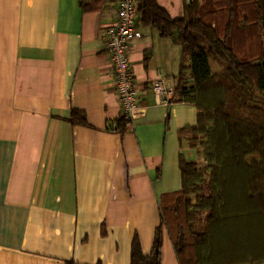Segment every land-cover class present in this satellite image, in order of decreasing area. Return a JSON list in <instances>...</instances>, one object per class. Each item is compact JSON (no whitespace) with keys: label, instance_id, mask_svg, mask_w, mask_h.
<instances>
[{"label":"crops","instance_id":"crops-1","mask_svg":"<svg viewBox=\"0 0 264 264\" xmlns=\"http://www.w3.org/2000/svg\"><path fill=\"white\" fill-rule=\"evenodd\" d=\"M84 1L0 0V264H130L133 236L148 254L160 197L181 187L180 156L198 162L184 129L195 105L151 89L173 84L180 45L138 22L139 114L115 130L105 40L117 0ZM157 2L184 14V0ZM72 109L86 125L68 120ZM161 264H179L166 233Z\"/></svg>","mask_w":264,"mask_h":264},{"label":"trees","instance_id":"trees-1","mask_svg":"<svg viewBox=\"0 0 264 264\" xmlns=\"http://www.w3.org/2000/svg\"><path fill=\"white\" fill-rule=\"evenodd\" d=\"M135 2L139 24L180 45L174 97L197 109L184 129L202 162L180 156L181 187L160 197L148 254L133 236L130 264H161L165 233L179 264L264 262V0H184L181 18L157 0ZM68 120L86 125L76 109ZM116 126L121 132L132 122L120 115Z\"/></svg>","mask_w":264,"mask_h":264},{"label":"built area","instance_id":"built-area-1","mask_svg":"<svg viewBox=\"0 0 264 264\" xmlns=\"http://www.w3.org/2000/svg\"><path fill=\"white\" fill-rule=\"evenodd\" d=\"M192 0H185L189 4ZM138 7L135 0H117L114 21L106 28L105 50L114 77V90L121 104V113L132 120L139 106V90L133 82L129 53L142 37L138 24ZM152 91L163 102L174 97V85L159 77L151 84ZM115 130L118 127L113 125Z\"/></svg>","mask_w":264,"mask_h":264},{"label":"rangeland","instance_id":"rangeland-1","mask_svg":"<svg viewBox=\"0 0 264 264\" xmlns=\"http://www.w3.org/2000/svg\"><path fill=\"white\" fill-rule=\"evenodd\" d=\"M207 9H209V6L203 5V6L201 7V9H200V13L206 11ZM210 65H211V71H212V72H219V71L221 70V67H220L215 61H212V60H211ZM196 159H198V162H199V163L202 162L200 157L197 156Z\"/></svg>","mask_w":264,"mask_h":264},{"label":"bare ground","instance_id":"bare-ground-1","mask_svg":"<svg viewBox=\"0 0 264 264\" xmlns=\"http://www.w3.org/2000/svg\"><path fill=\"white\" fill-rule=\"evenodd\" d=\"M108 60V59H107ZM113 129V128H112Z\"/></svg>","mask_w":264,"mask_h":264}]
</instances>
